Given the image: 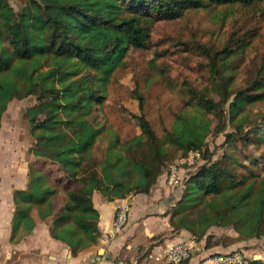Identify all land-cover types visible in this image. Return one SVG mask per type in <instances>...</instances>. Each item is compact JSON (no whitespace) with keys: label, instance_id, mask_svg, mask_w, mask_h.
Returning <instances> with one entry per match:
<instances>
[{"label":"trees","instance_id":"obj_1","mask_svg":"<svg viewBox=\"0 0 264 264\" xmlns=\"http://www.w3.org/2000/svg\"><path fill=\"white\" fill-rule=\"evenodd\" d=\"M263 1L21 0L16 10L0 0V130L12 102L34 97L23 118L33 140L29 153L44 162V169L28 165L26 187L12 194L11 239L31 231L35 217L48 221L50 237L76 257L100 237L95 193L108 202L148 194L167 165L190 151L199 152L201 164L190 167L182 195L167 213L172 233L188 232L205 250L220 244L222 236L215 238L212 228L233 230L239 242L263 238L264 178L256 187V176H240L228 154L213 160L206 144L210 111L218 131L227 121L241 134L246 107L264 102V65L247 88L234 87L232 61L241 48H233L232 38L220 51L201 47L216 82L195 90L197 102L183 103L160 138L142 114L133 116L141 134L125 141L94 115L107 100L114 71L130 49L147 48L156 21ZM103 138L106 147L97 158ZM252 142L259 148L264 135Z\"/></svg>","mask_w":264,"mask_h":264},{"label":"rangeland","instance_id":"obj_2","mask_svg":"<svg viewBox=\"0 0 264 264\" xmlns=\"http://www.w3.org/2000/svg\"><path fill=\"white\" fill-rule=\"evenodd\" d=\"M9 2L16 10L21 5V0ZM230 38L234 49L241 48L232 61L234 87L245 89L257 77L256 70L264 65V1L250 7L211 6L191 10L176 21H156L151 27L147 48L130 49L124 65L114 71L106 90L107 100L101 111L94 112L95 119L125 141L141 134L133 116L142 114L160 138L171 127L183 103L197 102L194 91L202 92L216 82L201 47L220 51ZM137 97L141 98V110ZM34 103V97L16 100L4 115L0 131L3 188L22 184L30 164L44 169V162L29 153L33 140L23 118L25 109ZM246 110L248 122L241 134H236L227 121L218 131L217 121L210 111L209 117L214 122L206 144L214 153L213 160L228 154L237 173L256 176L254 182L258 187L260 179L264 178V143L255 148L252 140L264 135V102L248 105ZM105 147L103 138L94 156L100 158ZM194 164L198 166L201 162ZM188 167L193 166H182L183 169ZM165 171L166 168L163 173ZM223 232L219 236L212 233L217 239L222 236L220 247L241 252L249 261H264V237L239 242L232 239L237 236L233 230Z\"/></svg>","mask_w":264,"mask_h":264},{"label":"crops","instance_id":"obj_3","mask_svg":"<svg viewBox=\"0 0 264 264\" xmlns=\"http://www.w3.org/2000/svg\"><path fill=\"white\" fill-rule=\"evenodd\" d=\"M27 170L25 179L19 186L13 184L3 188L0 180V264H85L96 254L104 257L103 264H159L149 257L158 247L193 238L183 230L172 233L167 214L182 195L183 183L192 171L188 167L180 170L181 185L173 190L168 188L166 174L163 173L148 194L128 195L126 199L131 203V210L127 225L119 233L113 230V222L121 199L108 202L95 193L92 203L99 213L100 237L96 244L76 257H72L64 244L50 237L48 221L42 222L35 217L33 229L17 233L12 240V194L15 190L26 187ZM223 230L212 228L210 232L219 236L224 233ZM200 245L201 252L184 264H198L210 254L233 252L231 248L224 249L219 245L207 250L203 242Z\"/></svg>","mask_w":264,"mask_h":264},{"label":"built area","instance_id":"obj_4","mask_svg":"<svg viewBox=\"0 0 264 264\" xmlns=\"http://www.w3.org/2000/svg\"><path fill=\"white\" fill-rule=\"evenodd\" d=\"M198 151H190L186 156L180 157L173 164L166 167V184L169 189H175L181 185L180 170L182 166H191L199 158ZM131 203L126 199H121L116 207L113 230L116 233L121 232L127 225ZM129 249V247L127 246ZM201 252V245L196 239L182 241L177 244L158 247L156 251L150 254L155 262L159 264H182L190 261ZM250 261L241 252L233 251L229 253H216L205 256L201 259V264H248ZM102 255H94L85 264H103Z\"/></svg>","mask_w":264,"mask_h":264}]
</instances>
